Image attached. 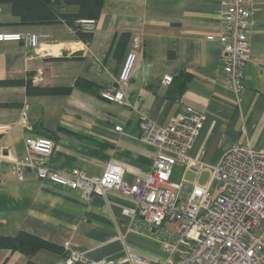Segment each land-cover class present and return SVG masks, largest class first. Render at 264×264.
<instances>
[{
	"label": "crops",
	"instance_id": "crops-1",
	"mask_svg": "<svg viewBox=\"0 0 264 264\" xmlns=\"http://www.w3.org/2000/svg\"><path fill=\"white\" fill-rule=\"evenodd\" d=\"M222 0H103L92 39L76 40L67 25L26 24L0 3V34L36 33L40 52L17 42L0 43V81L23 80L19 86H0V157L25 155L21 111L34 133L51 136L54 148L48 167L61 174L73 169L100 177L109 162L125 168L124 179L145 177L153 167L157 148L140 137V114L158 127L191 107L204 117L202 128L187 155L213 167L234 145L247 138L253 147L264 143V0H249L252 8L249 62L244 68L243 98L239 108L224 86L223 49L208 35L221 32ZM122 35L127 36L121 37ZM79 56H72L75 52ZM138 58L123 106L97 93L73 88L83 80L98 92L118 79L126 54ZM65 57L66 60L56 58ZM191 75L178 95L179 75ZM172 77L161 86L163 76ZM29 84V88L26 87ZM53 89L43 93L39 89ZM118 125L121 132L114 130ZM245 129L246 135L242 132ZM44 132V133H43ZM36 134V135H37ZM206 168L196 178L193 171L173 167L174 183L206 184ZM133 201L115 191L106 197H82L78 190L39 180L25 170L18 182L8 171L0 175V238L25 233L57 246L60 251L39 250L28 256L0 247V264H65L69 251L90 261L137 264L129 254L155 263L162 256L158 242L139 231L137 223L122 214Z\"/></svg>",
	"mask_w": 264,
	"mask_h": 264
},
{
	"label": "built area",
	"instance_id": "built-area-1",
	"mask_svg": "<svg viewBox=\"0 0 264 264\" xmlns=\"http://www.w3.org/2000/svg\"><path fill=\"white\" fill-rule=\"evenodd\" d=\"M221 32L208 35L207 41H217L223 49L224 86L229 89L233 105L239 108L244 91V68L249 62L252 8L249 0H222L220 4ZM81 30L92 33L95 19L78 20ZM36 33L0 34V43L17 42L24 49L40 52ZM138 55L126 54L116 82L99 91L106 101L127 105V88L132 78ZM172 77L165 75L161 86H168ZM140 137L152 143L157 151L153 167L145 177L132 175L124 179L125 168L107 163L100 177L86 176L73 169L61 174L48 167L47 159L54 142L44 137H24L25 155L20 158L0 157L7 163L9 173L24 181L25 170L32 171L41 181L81 192L83 198L91 195L106 197L115 191L133 201L131 209L122 214L137 223L139 231L158 242L162 256L150 263L129 254L126 260L137 264H264V143L253 147L245 138L227 151L216 165L209 167L186 153L192 148L204 117L186 107L170 120L166 127H158L140 114ZM20 124L31 130L27 113L21 111ZM8 126H0L6 132ZM114 130L122 131L116 125ZM246 135V131L242 128ZM193 171L196 178L207 168L209 177L204 185L196 179L191 183L170 180L173 167ZM65 264H109L86 259L83 253L69 251Z\"/></svg>",
	"mask_w": 264,
	"mask_h": 264
},
{
	"label": "trees",
	"instance_id": "trees-1",
	"mask_svg": "<svg viewBox=\"0 0 264 264\" xmlns=\"http://www.w3.org/2000/svg\"><path fill=\"white\" fill-rule=\"evenodd\" d=\"M103 0H0V3H8L11 6L12 14L19 16L26 24L32 25H54L63 23L71 28L76 40L88 43L92 39V33H87L81 30L78 20L81 19H95L100 15ZM121 37H127L122 35ZM57 60H66L65 57L56 58ZM191 75L182 73L179 75V92L178 95L183 94ZM25 82L19 80H2L0 86H19ZM29 88V84L26 83ZM73 88H78L85 92L97 93L93 90V86L87 84L83 80H76L74 86L64 89L63 93H68ZM40 92L52 93L53 89L41 88ZM98 96V95H97ZM31 130L28 131L31 137H44L51 139V136L40 135L34 132V127L31 125ZM44 133V132H43ZM37 134V135H36ZM53 141V140H52ZM26 152V151H25ZM7 246L11 249L20 251L21 253L30 256L39 250H49L59 252L60 249L44 240L36 238L32 235L21 233L17 238L7 239L0 238V247Z\"/></svg>",
	"mask_w": 264,
	"mask_h": 264
},
{
	"label": "water",
	"instance_id": "water-1",
	"mask_svg": "<svg viewBox=\"0 0 264 264\" xmlns=\"http://www.w3.org/2000/svg\"><path fill=\"white\" fill-rule=\"evenodd\" d=\"M79 55H81L80 51L79 52H75V53L72 54V56H79Z\"/></svg>",
	"mask_w": 264,
	"mask_h": 264
}]
</instances>
